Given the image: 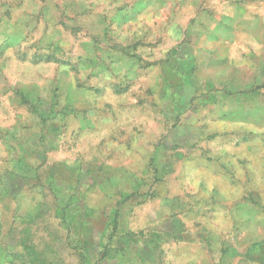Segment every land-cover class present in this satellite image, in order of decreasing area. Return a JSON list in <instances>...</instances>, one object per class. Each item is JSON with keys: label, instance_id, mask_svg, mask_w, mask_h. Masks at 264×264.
<instances>
[{"label": "rangeland", "instance_id": "374dc122", "mask_svg": "<svg viewBox=\"0 0 264 264\" xmlns=\"http://www.w3.org/2000/svg\"><path fill=\"white\" fill-rule=\"evenodd\" d=\"M131 183L264 264V0H0V264H96Z\"/></svg>", "mask_w": 264, "mask_h": 264}, {"label": "crops", "instance_id": "0c3cea01", "mask_svg": "<svg viewBox=\"0 0 264 264\" xmlns=\"http://www.w3.org/2000/svg\"><path fill=\"white\" fill-rule=\"evenodd\" d=\"M146 186L147 185L143 184L137 186L135 183H131L129 187L130 190H125L126 192L122 193V197L125 198L127 197L126 195H129L133 201L129 205L123 206V210L120 213L113 208L102 213L106 218V223L109 225L114 224L115 226L113 229L111 227L109 228L108 249L100 250V257L102 260L98 259V254L96 264L109 263L111 260L116 261L114 264H122L120 259L125 260L124 264H173V261L168 262L165 260V257L169 254L172 257L179 256L180 247L189 250L192 249L193 253L195 252L194 250L199 249L200 255L207 256V262L211 260L212 254L213 256H222L223 250L227 249L228 244L219 236L220 234L208 228V226L203 225L200 229H194L191 227L195 222L194 219L180 217L179 214L176 213V210L185 207V203L178 197L170 198L169 202L164 203L162 207L156 211V218L159 223L155 222L154 226L142 229H135L130 226V216L133 217L137 207L136 205H144L147 201L158 197L157 191L150 189L139 191L143 190ZM137 198H142V200L135 202ZM81 201L82 205L77 201L68 204L70 207H74L72 204H75L80 215L87 216L88 219H91L89 221L92 225L98 223L100 220H96L97 218L95 219L96 216H99L98 208L86 203L87 200L83 198V194L81 195ZM87 207L93 211L91 216L82 211L83 208ZM165 210L169 212L167 218L162 216ZM119 222L123 224V232H117V230H115L118 228ZM189 262L190 259L185 258L182 263L193 264Z\"/></svg>", "mask_w": 264, "mask_h": 264}, {"label": "trees", "instance_id": "16d2710c", "mask_svg": "<svg viewBox=\"0 0 264 264\" xmlns=\"http://www.w3.org/2000/svg\"><path fill=\"white\" fill-rule=\"evenodd\" d=\"M74 216L76 217L77 215H72L70 217L71 221H69V223L75 224L77 227L80 228L79 233L80 235H82V237L85 239V243L88 245L90 243V234L95 225H92V223L89 221L91 219H88V217L86 216H83V218L86 219H83V221H80V219H76Z\"/></svg>", "mask_w": 264, "mask_h": 264}]
</instances>
